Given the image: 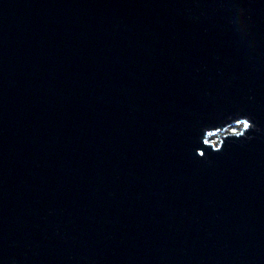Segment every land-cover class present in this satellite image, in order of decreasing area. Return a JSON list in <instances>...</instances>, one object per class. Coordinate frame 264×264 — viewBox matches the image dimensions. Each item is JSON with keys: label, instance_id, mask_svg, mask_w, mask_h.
<instances>
[{"label": "water", "instance_id": "obj_1", "mask_svg": "<svg viewBox=\"0 0 264 264\" xmlns=\"http://www.w3.org/2000/svg\"><path fill=\"white\" fill-rule=\"evenodd\" d=\"M0 264H264V0H0Z\"/></svg>", "mask_w": 264, "mask_h": 264}]
</instances>
